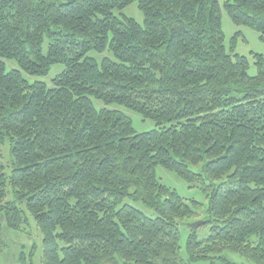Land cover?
Masks as SVG:
<instances>
[{
  "label": "trees",
  "instance_id": "1",
  "mask_svg": "<svg viewBox=\"0 0 264 264\" xmlns=\"http://www.w3.org/2000/svg\"><path fill=\"white\" fill-rule=\"evenodd\" d=\"M133 3L143 25L116 15ZM223 11L264 40V0H0V234L31 217L41 264H264V55L250 76ZM158 166L208 201L209 233L192 229L184 257L180 226L199 204Z\"/></svg>",
  "mask_w": 264,
  "mask_h": 264
},
{
  "label": "rangeland",
  "instance_id": "2",
  "mask_svg": "<svg viewBox=\"0 0 264 264\" xmlns=\"http://www.w3.org/2000/svg\"><path fill=\"white\" fill-rule=\"evenodd\" d=\"M220 5L223 4L225 0H217ZM116 15H122L127 18L133 19L139 25H143V15L139 11L137 4L133 3L116 13ZM221 28L225 38V44L228 48L231 40L233 39L234 43V51L244 57L247 61V73L250 76H254L257 73V69L255 66V58L254 54L264 55V40L260 39V35L254 30L235 26L227 14L223 11L221 17ZM46 44L43 45V52H46ZM96 55V54H94ZM108 55L104 53L102 56ZM101 55L96 56L98 60L101 59ZM7 70L16 68V63L13 61L6 62ZM61 66L52 67L50 73L46 77H40L34 80H39L41 82L47 83L49 82L57 73L61 72ZM96 108H100L99 102H94ZM121 111H123L132 121V125L137 133L148 132L154 129V123L150 120H143L140 115L125 110L123 108L117 107ZM10 158L9 151L6 144H0V163L4 167V171L6 174L10 172ZM190 170L198 173L200 171V166L190 167ZM156 177L158 182L166 187L174 189L177 193L185 199L188 203L190 201H195L199 204L198 213L199 218L197 220H188L181 224L180 226V248L181 254L184 257V247L188 236L191 234V225L197 221L205 222L208 221V216L206 214L208 201L204 194L201 191L200 185H191L186 181L178 177L171 171L164 169L163 167L158 166L156 168ZM9 191V189H8ZM11 195L9 194L8 200H11ZM129 204L133 205L138 210L145 213L146 216L150 218H155L156 213L152 210L146 208L141 203H133L129 201ZM27 223L22 226V230L15 231L8 229L6 226H3L0 237L3 241L8 244V249L4 250L0 254V264H41V252H42V237L37 230L33 220L31 217L27 215ZM210 225L201 226L194 232L198 239L205 238L209 233ZM225 259L233 264H251L247 262L245 259L241 258L238 255L225 253L223 255ZM214 264H224L221 260H213ZM197 264H210V261H202Z\"/></svg>",
  "mask_w": 264,
  "mask_h": 264
},
{
  "label": "water",
  "instance_id": "3",
  "mask_svg": "<svg viewBox=\"0 0 264 264\" xmlns=\"http://www.w3.org/2000/svg\"><path fill=\"white\" fill-rule=\"evenodd\" d=\"M205 222L197 221L194 224H192L190 227L193 230H197L199 227L203 226Z\"/></svg>",
  "mask_w": 264,
  "mask_h": 264
}]
</instances>
